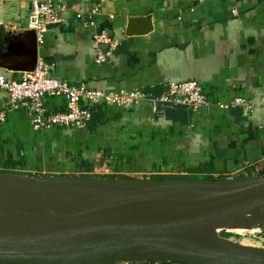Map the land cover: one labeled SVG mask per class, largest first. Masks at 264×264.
<instances>
[{"label":"crops","instance_id":"1","mask_svg":"<svg viewBox=\"0 0 264 264\" xmlns=\"http://www.w3.org/2000/svg\"><path fill=\"white\" fill-rule=\"evenodd\" d=\"M34 1L0 0V63L26 60L12 36L32 30ZM54 3L61 9L62 22L46 27L38 43V59L51 77L104 92H138L147 98L160 97L171 83L192 80L213 104L243 98L250 106L233 110L212 106L200 113L164 106L155 113L147 105L133 110L108 107L103 122L92 130L36 131L25 109L7 116L8 97L0 92V113L5 112L0 123V170L17 163L14 171L67 177L85 174L87 164L89 176L108 166L118 178L140 174L144 180L264 175V0ZM93 6L100 14L94 28L86 27L75 14ZM147 28L150 31L143 34ZM127 29L133 34L127 36ZM101 31L117 47L106 62L97 63V55L105 50H96L92 43ZM0 74L16 80L22 73L0 68ZM46 108L49 114L62 112L65 104L49 98ZM90 109L92 114L96 106ZM188 182L208 183L188 179L170 183ZM14 259L0 257V262Z\"/></svg>","mask_w":264,"mask_h":264},{"label":"rangeland","instance_id":"2","mask_svg":"<svg viewBox=\"0 0 264 264\" xmlns=\"http://www.w3.org/2000/svg\"><path fill=\"white\" fill-rule=\"evenodd\" d=\"M12 113L7 111L6 114L9 116ZM14 113L18 115V112ZM14 173L36 178L43 176L22 171ZM97 173L104 176L98 182L78 180V176H67L65 178L70 179L48 183L0 177V228L20 226L29 219L43 220L51 217L99 219L115 226H127L147 218L159 209L177 204L192 193L211 187L209 182H188L175 186L170 182H140L144 180L140 174L119 175L117 179L108 166ZM44 176L52 177L53 180L57 179L54 177H62ZM95 176L97 174L90 177ZM221 179L214 178V186L222 188L217 183ZM43 189L50 190L40 191ZM123 197L130 200L121 201ZM53 198L76 202L82 208L78 212L66 206L61 210L58 206L49 208V203L54 204ZM222 203L210 210L197 212L187 223L175 225L163 233L161 238L110 243L100 237L68 233L64 240H52L51 243H55L54 249L29 247L22 254L16 253L14 261L6 264H35L38 261L58 264L59 260L71 261L73 264H221L223 260L231 259L217 251L216 246L247 257H258L264 253V240L259 235L264 226V204H252L247 199ZM167 248L173 250V253L161 250ZM79 258H83L84 262H78ZM33 259L35 262H31ZM187 259L193 263H188Z\"/></svg>","mask_w":264,"mask_h":264},{"label":"built area","instance_id":"3","mask_svg":"<svg viewBox=\"0 0 264 264\" xmlns=\"http://www.w3.org/2000/svg\"><path fill=\"white\" fill-rule=\"evenodd\" d=\"M61 9L55 6L54 0H35L31 9L30 27L36 33L37 43L43 40L46 27L62 22ZM100 14L97 6L75 14V18L84 26L94 28L95 19ZM93 47L100 51L105 45L104 52L96 57L97 63L107 61L109 52L117 47L116 41L104 32L95 33ZM0 92L8 97L6 111L25 109L34 130L47 128H83L91 117L92 106L115 107L125 110L139 109L147 105L152 113L159 106L184 108L191 113H200L215 106L219 110H233L240 107L249 108L250 104L243 98H234L229 103H212L197 81H183L171 83L167 90L158 98H147L138 92L126 94L104 92L70 85L49 75L45 63L38 59L34 71L22 73L16 80L8 79L0 74ZM49 98L62 99L65 110L48 113L46 101ZM5 121V112L0 113V123Z\"/></svg>","mask_w":264,"mask_h":264},{"label":"water","instance_id":"4","mask_svg":"<svg viewBox=\"0 0 264 264\" xmlns=\"http://www.w3.org/2000/svg\"><path fill=\"white\" fill-rule=\"evenodd\" d=\"M148 24V20L146 22ZM133 25V24H132ZM131 28V25L128 27ZM127 29L126 35L130 36L133 33ZM150 31L149 28L144 29L143 34ZM12 39L20 45L22 49V56L26 57V60L22 63L17 62L11 65L0 63V68L20 73H28L34 71L38 61V43L36 40V33L34 30H28L23 33H18L12 36ZM101 49L105 50L106 46L101 45ZM0 177L13 178L32 182L47 183L49 181L67 180L70 177H52L42 176L36 178L32 176L18 175L15 173L1 172ZM78 180H90L99 181L103 178H81L78 176ZM97 180H91V179ZM72 179V178H71ZM99 179V180H98ZM187 179V178H185ZM180 180H141L146 182H177ZM200 182L211 183L210 188H205L198 191L192 198L187 199L181 203L168 207L158 213V215L149 222H143L136 225H129L125 227H117L112 225L106 220H91V219H77L66 217H53L43 220H27L20 226H6L0 228V257L14 256L16 253L22 254L25 249L29 247L47 248L49 250L54 249L55 243H51L52 240H64L68 233H83L89 237L104 238L107 242L115 243L118 241L129 239L147 238L156 239L161 238L163 233L167 232L175 226L173 218L180 213H184L189 216H196L197 212L201 210H210L211 207L222 203L247 199L250 203H263L264 204V175L257 177H244L235 179H221L217 183L221 185L219 188L214 180H196L188 179ZM121 201H129L128 198H121ZM192 219V218H191ZM215 249L226 255L232 261L249 262L254 264H264V257H247L241 254L231 253L219 246ZM164 252L171 254V249H161ZM30 262V261H29ZM35 262V260L31 261ZM78 262L83 263L84 259L79 258ZM2 264V263H0ZM27 264V262L22 263ZM32 264V263H28ZM35 264H52L45 261ZM58 264H73L71 261L59 260Z\"/></svg>","mask_w":264,"mask_h":264},{"label":"bare ground","instance_id":"5","mask_svg":"<svg viewBox=\"0 0 264 264\" xmlns=\"http://www.w3.org/2000/svg\"><path fill=\"white\" fill-rule=\"evenodd\" d=\"M30 182H32V181H30ZM48 183V182H47ZM180 185L181 183H177V184H174L173 186H175V185ZM36 184H34V186H35ZM37 186V185H36ZM157 189V188H156ZM30 190H32V189H30ZM37 190H39V189H37ZM48 190H50V189H43V190H40V191H42V192H45V191H48ZM169 192H171V190H168ZM197 192H195V193H192V194H190V195H188L187 197H185L184 199H182L181 201H179L178 203H181V202H183V201H185V200H187V199H190V198H192L195 194H196ZM239 201V200H238ZM53 202H54V204H52V203H49V205L50 206H48L49 208H52V207H54V206H58V208L61 210V208L62 207H71L73 210H76L77 212L78 211H80V209L82 208H80V205L78 204V203H76V202H71V201H61V200H59V199H57V198H53ZM177 203V204H178ZM223 204V203H222ZM176 205V204H175ZM168 208V207H167ZM166 209V208H165ZM162 210H164L163 208L162 209H159L158 210V212L156 211V212H154V213H152V214H150L147 218H145V219H143V220H141V221H139V222H136V223H132V224H129V225H136V224H139V223H143V222H149V221H151V220H153L157 215H158V213L160 212V211H162ZM181 214V213H180ZM180 214H178V215H176V217H174L173 218V222H174V224L175 225H178V224H181V223H187V221H189V218H191V216H189V215H186V214H184L183 213V215H181V216H179ZM47 217H50V216H47ZM52 218V217H51ZM47 219H49V218H47ZM91 220H95V219H91ZM129 225H127V226H129ZM117 227H125V225H120V226H117ZM201 231V233L204 235V231L201 229L200 230ZM17 255L15 254L14 256H12V257H16ZM258 256V255H257ZM260 256H263L264 257V253H260ZM228 258V257H227ZM187 261H188V259H187ZM189 262H192V261H188V263ZM193 263V262H192ZM191 264V263H190ZM194 264V263H193ZM221 264H254V263H249V262H239V261H232V260H227V259H225V260H223L222 262H221Z\"/></svg>","mask_w":264,"mask_h":264},{"label":"trees","instance_id":"6","mask_svg":"<svg viewBox=\"0 0 264 264\" xmlns=\"http://www.w3.org/2000/svg\"><path fill=\"white\" fill-rule=\"evenodd\" d=\"M106 108L108 107H105V106L96 107V110L92 112L89 121L85 125V127H87L88 130H92L97 124H101L103 122V119L105 118ZM16 164L17 163H13L9 169L5 170V172L14 173L15 172L14 169L17 166ZM84 166H86V168L83 171H85L86 173L85 174L81 173L79 177L89 178L90 177L88 174V172L90 171L89 166H87V164H85ZM103 177L104 176H100V175L95 176V178H103ZM185 178L196 179V180H209V177H198V176L162 177V178L154 177L149 180H180V179H185ZM117 179H118V176H117ZM259 235L264 240V226L261 228Z\"/></svg>","mask_w":264,"mask_h":264}]
</instances>
